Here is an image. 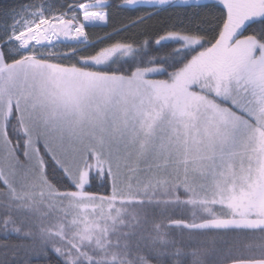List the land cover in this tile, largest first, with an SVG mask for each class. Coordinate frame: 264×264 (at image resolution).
<instances>
[{
    "label": "snow or ice",
    "instance_id": "obj_1",
    "mask_svg": "<svg viewBox=\"0 0 264 264\" xmlns=\"http://www.w3.org/2000/svg\"><path fill=\"white\" fill-rule=\"evenodd\" d=\"M0 264H264V0H0Z\"/></svg>",
    "mask_w": 264,
    "mask_h": 264
}]
</instances>
